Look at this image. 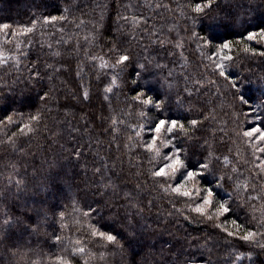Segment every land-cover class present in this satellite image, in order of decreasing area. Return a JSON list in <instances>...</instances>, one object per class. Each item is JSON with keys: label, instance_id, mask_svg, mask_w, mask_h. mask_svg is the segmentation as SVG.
<instances>
[{"label": "snow or ice", "instance_id": "snow-or-ice-1", "mask_svg": "<svg viewBox=\"0 0 264 264\" xmlns=\"http://www.w3.org/2000/svg\"><path fill=\"white\" fill-rule=\"evenodd\" d=\"M65 5L62 10L57 9L60 14L53 15L50 11H39L41 5L34 4L37 11L26 24L0 22V35L12 45L8 49L0 43V69L21 73L13 77L11 84L0 77L3 81L0 83V129L5 132L0 139V149L8 157L4 168L10 173L0 182V246L10 254L14 264H95L98 259H105V253L99 249L123 250L125 242L137 236L138 226L146 230V226L140 224L144 213L143 194L152 196L155 193L156 196L147 201L149 209L155 198L167 199L173 209L167 216L182 217L189 224H202L212 229L204 236L188 239L187 250L181 247L173 253L168 249L172 255L163 264H242L245 259L248 264H264V259H260L264 256V72L260 75L234 72L233 66L240 57L232 55L236 49L238 53L264 57V50L253 46L264 47V0H187L176 5L179 16L191 24L184 30L187 40L195 43L202 59L208 61L204 67L211 70L209 75L213 78L204 80L192 79L183 72L174 76L173 68L159 61L158 52L152 54L156 51L153 46L163 49L171 44L187 62L184 37L169 36L175 31V25L168 28V34L157 29L155 23L149 25L158 10L176 11L169 4L144 0L143 4L135 6L131 3L121 5L125 12L134 8L153 9L152 17L142 12L129 16L117 11L115 32L136 41L141 51L135 53L131 46L123 47L115 38L107 53L91 50L106 30L103 24L106 5H96L101 9L100 18L87 22L92 28L83 36V43L79 32L68 33L63 22L83 29L86 21L76 17L69 21L72 6L68 0ZM57 24L61 25L56 29L61 34L59 38L40 43L42 51L45 44L47 46L43 70L39 58L25 64L37 28L56 27ZM81 52L96 69L95 79L103 85V101L109 104L110 115L101 117L107 126L100 135L110 133L114 142L122 130L128 131L129 143L124 147L138 152L137 163L130 164L137 169L136 182L131 187L122 185L118 183V173L109 175L106 163L99 167L94 165L89 190L99 197L93 201L96 207L91 204L81 207L78 193L73 195L70 205L62 207L39 197L50 185L62 182L63 165L58 166L55 161L50 164L49 168L59 167V170L48 176L47 182L33 184L30 190L25 158L30 155L31 144L26 147L24 141L49 133V138L55 142L60 135L45 122L56 97L54 86L45 90L43 81L45 77L49 82L58 77L62 68L60 62L66 54L78 57ZM167 54L174 56L176 53L169 51ZM133 67L134 74L129 71ZM24 69L28 73L26 77L22 75ZM82 71L80 68L76 72L78 78L82 79ZM181 79L183 89L178 83ZM205 80L215 87L214 95L220 98L221 111L225 107L231 110L225 115H231L237 125L233 132L245 143V151L251 150V159L243 156L239 149L235 163L230 155H216L215 134L217 131L223 133L221 140L231 135L227 125L212 129V140L197 135L206 124L218 119L215 105L207 111H199L196 116L189 115L193 111L190 103L185 108L186 100L205 89ZM19 83L37 88L35 97L23 92L18 97L15 85ZM80 88L82 100L89 101L90 87L82 83ZM120 92L124 95V107L117 111L112 108L111 99ZM64 115L67 117L69 113L65 111ZM133 117L135 122H132ZM67 123L71 126V121ZM9 129L15 130L9 135ZM72 131L80 132L81 129L72 128ZM84 132H90L87 124ZM95 143L99 145L102 141L96 139ZM81 155V147L69 151V157L76 161ZM145 161L148 167H144ZM243 165L248 166L247 176L241 171ZM229 185L231 191L221 195ZM178 204L181 207H177ZM242 213L246 222H242ZM74 226L75 235L65 236L66 231L71 234ZM81 233L97 250L89 247ZM41 235L45 237L42 242ZM32 237H37L35 247ZM44 247L48 248L47 253L43 252ZM221 248L223 259L214 260Z\"/></svg>", "mask_w": 264, "mask_h": 264}, {"label": "trees", "instance_id": "trees-1", "mask_svg": "<svg viewBox=\"0 0 264 264\" xmlns=\"http://www.w3.org/2000/svg\"><path fill=\"white\" fill-rule=\"evenodd\" d=\"M155 2L166 3L169 4L171 8L176 9L177 4L186 3L187 0H153V3ZM68 3L72 6L69 21H71L73 17H76L84 19L86 25L83 29H77L74 25L63 22V26L70 34L79 32L81 43H83V36L92 28V24L87 22L99 20L100 18L101 9L97 8L96 5L102 4L107 6L103 9V24L106 30L102 32L100 39L96 42L97 46L92 47L91 50L93 52L107 53L108 47H111V40L113 38L119 40L123 47L131 46L134 53L141 51V49L136 47L135 40H129L127 36L121 37L120 33L115 32V28L117 11L129 16H131L133 12H142L144 16L152 17L153 9L134 8L132 11L125 12L121 6L122 4L129 3L134 6L137 3L143 4L144 0H68ZM34 4L41 5L39 11H50L53 15L60 14L57 9L62 10L66 6L65 0H0V22L12 23L13 25L26 24L32 16V13L37 11L33 6ZM259 22L260 19L258 18L257 23ZM153 23H155L157 29H162L165 34H168V28L170 26L175 25V31L169 34L170 38L178 39L184 37V55L187 57L186 63L179 57V50L173 49L171 44L163 49L159 48L158 45L153 46L156 51L152 52V54L156 55L158 52L159 61L161 63H167L170 68H173L174 76H179V74L183 72L192 79L204 80L206 77L208 79L213 78L209 75L211 70L205 69L204 67L208 61L202 59L200 53L196 50V44L190 43L187 40V34L184 30L185 28L191 27V24L190 22L185 23L179 16L178 9L174 12H168L164 9L158 10V14L155 15V18L149 20V25ZM60 26V24H57L56 27L48 26L44 29L37 28L32 36L34 43L30 56L24 61L25 64L39 58L40 67L43 70L44 61L47 59L44 55V53L47 52V46L45 44V48L42 51L40 43L42 41L54 42L55 39H58L61 34L57 32L56 29ZM177 33L179 36H177ZM0 43L5 44V47L8 49L12 48V45L6 43L3 35H0ZM144 43H147V41H144ZM253 46L264 50V47L261 45L253 44ZM240 47L242 48L243 45ZM151 50L150 48V51ZM169 51H175L176 54L174 56H168L167 53ZM232 55L240 57L233 66L234 72L244 75L250 73L260 75L264 72V57L251 56L250 54H244L242 52L238 53L236 49L233 50ZM60 63L62 68L58 77L51 82L45 77L43 81L45 90L54 86L53 95L56 97L50 104L52 112L46 114L45 122L49 124V127L52 128L53 131H59L60 135L55 138V142H53V139L49 138V133H41L39 137L33 138L31 141H24L26 147L29 143L31 144V148L29 149L30 155L25 158L28 161L26 170L28 173L27 179L30 182L29 188L31 190L33 184L47 182L46 178L59 170V167L49 168V165L55 161L58 166L63 165V180L61 183L50 185L46 192H41L39 198L54 201L63 207L64 205H70L71 198L74 194L78 193L81 207L88 204H91L92 207H96L93 201L99 199V197L93 195L92 191L89 190V185L93 180V166L99 167L106 163L108 165L109 175L118 173V183L122 185L126 184L131 187L136 182L134 174L137 169L131 167L130 164L137 163L136 156L138 152L136 149L130 151L128 148L124 147L126 143H129L127 139L128 131L126 129L119 133L114 142L112 141L110 133L100 135L103 127L107 126L106 121L102 123L101 117H108L110 115L109 104L103 101L101 94L103 85L95 79L96 69L84 58L83 52H81L78 57L75 54H66L65 58L61 60ZM80 68L83 69L81 72L82 79L76 76V72L80 70ZM129 71L134 74L135 68H130ZM166 71L167 70H165V75ZM27 74V70L24 69L22 75L26 77ZM17 75H21V73H17L9 68L0 69V77H3L9 84L12 83L13 77ZM2 82L3 81H0V83ZM82 83L85 87H90L91 89V98L89 101H83L80 96L82 92L80 85ZM178 83L179 87L183 89V80H179ZM15 87L18 97L21 92L25 95L35 97L37 88L31 87V85L25 87L24 83H19L15 85ZM189 87H192V85L189 84ZM124 91H126V89ZM215 92V87L206 83V87L203 91L194 93L191 99L185 102V108L188 107L189 103L193 106V111L189 114L191 116H196L199 111H207L213 105L216 106L218 113L217 121L206 124L197 135L212 140L211 130L219 129L227 125V129L231 135L225 136L223 140H221L223 133L217 131L215 134L214 147L216 155H230L235 163L238 159L236 152L237 149H239L243 156L251 159V150L248 149L245 151V143L238 140L233 132V130L237 128V125L233 122L231 115H225V112L230 113L231 110L225 107L223 111H221L219 107L220 98L214 95ZM173 100H175V90H173ZM111 105L112 108L117 111L124 107L123 92L112 96ZM65 111L69 113L67 117L64 115ZM241 120H243V117H241ZM67 121H71V126H69ZM132 122H135V117L132 118ZM85 124H87L90 129V132L87 134L84 132ZM72 128H79L81 131L73 132ZM14 130L15 129H9L8 134L10 135L11 131ZM4 135V130L0 129V139L4 138ZM96 139H99L102 143L97 145L95 143ZM76 147L82 148V155L78 161L69 157V151ZM140 151L142 152V150ZM97 153H99V155H97ZM0 156L4 157V159H0V182H2L10 173L4 168V165L8 161V157L4 154L2 149H0ZM101 157H103V159H101ZM113 164H115V168H113ZM144 167H148L146 161L144 162ZM247 167V165L241 167V171L245 176L248 175ZM33 172H35L34 180ZM140 179L142 180L143 177ZM226 191H231L230 185L224 191H221V195H224ZM155 196V193H152V196H149L147 193L143 194V219H138H140V224L146 226V230H141L138 226L137 236L125 242L123 250L116 247L99 249L98 251H103L105 253V259L102 261L98 259L95 264H133V261H135V264H163V261L169 259L172 255V253L168 252V249L171 248L173 253L178 251L181 247L187 250L188 239L193 236H204L212 231L211 228L202 224H189L185 222L182 217L167 216L168 211L173 210L172 204L169 203L167 199L161 200L155 198L153 206L149 209L147 201ZM29 203H31V201H29ZM177 207H181V205L178 204ZM68 210L71 211V208L69 207ZM113 211H115V209H113ZM177 219H179V224H177ZM241 219L242 222H246L243 221V213L241 214ZM75 232L76 228L74 226L71 234L66 231L65 236H74ZM81 236L85 239V242L88 243L89 247L93 248V250H97L96 245L91 244L83 233H81ZM44 239L45 237L43 235L39 237L41 242ZM36 241L37 237L31 238L34 247L36 246ZM246 247L247 246H245V248ZM240 250L243 251L245 249ZM48 251L47 247L43 248L44 253ZM52 251L56 252L57 249H52ZM223 256L224 250L221 248L218 253L214 255V260L217 258L222 260ZM260 259H264V256H261ZM0 264H14L13 258L4 250L3 246H0ZM242 264H248V261L245 259Z\"/></svg>", "mask_w": 264, "mask_h": 264}]
</instances>
